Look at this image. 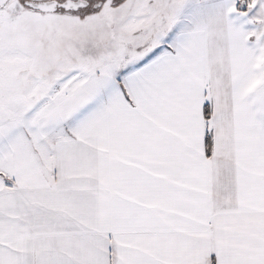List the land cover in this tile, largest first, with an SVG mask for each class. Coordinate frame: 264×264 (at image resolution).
Segmentation results:
<instances>
[{
  "label": "snow or ice",
  "instance_id": "1",
  "mask_svg": "<svg viewBox=\"0 0 264 264\" xmlns=\"http://www.w3.org/2000/svg\"><path fill=\"white\" fill-rule=\"evenodd\" d=\"M0 264H264V0H0Z\"/></svg>",
  "mask_w": 264,
  "mask_h": 264
}]
</instances>
